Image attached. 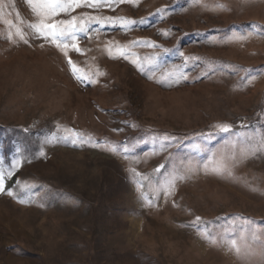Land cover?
Here are the masks:
<instances>
[{
    "label": "rangeland",
    "instance_id": "374dc122",
    "mask_svg": "<svg viewBox=\"0 0 264 264\" xmlns=\"http://www.w3.org/2000/svg\"><path fill=\"white\" fill-rule=\"evenodd\" d=\"M84 13L145 20L77 32L69 57L94 84L50 42L19 39L36 22L26 0H0V169L18 147L32 161L0 195V264H264V0H124L55 19ZM164 135L183 142L164 152ZM169 173L185 178L164 198Z\"/></svg>",
    "mask_w": 264,
    "mask_h": 264
},
{
    "label": "snow or ice",
    "instance_id": "6c2138e0",
    "mask_svg": "<svg viewBox=\"0 0 264 264\" xmlns=\"http://www.w3.org/2000/svg\"><path fill=\"white\" fill-rule=\"evenodd\" d=\"M26 2L29 8L31 9V12L35 15L36 22L27 25V27L31 29L29 33H25L20 29H17L16 35L19 37L20 40L24 41V43L26 44L29 42L27 39L28 36H31L33 39H40L53 44L67 58V64L71 69L72 75L77 81L81 83L87 82L90 84H94L96 83V80H94L91 76H88L86 73L82 74L81 71L74 64L73 60L69 57L70 51L75 52L77 54H81L82 52L78 43L80 37L77 35V32H84L85 34H87L89 32L88 25L91 23H97V24L102 23V24H107L109 26L119 25L122 28H130L136 25L137 23L143 24L145 22V20L143 19L140 21L124 20L123 18H119V17H104V16L90 15L88 13H84L79 17L73 16L71 19H61V20L55 19V17L61 13H70L75 9L81 7H86L94 10H98L105 7L109 9H114L119 4L124 3V0H26ZM157 11L158 13H164L167 12V9H158ZM17 16H19V13H17ZM165 35H167V33H165ZM138 43H144L153 48L159 47L154 42H149V41H139ZM163 51L167 52L169 50L163 49ZM178 54L183 59L185 64L191 59V57L185 56L183 51H180ZM121 57L126 60L129 59V57L123 52H121ZM130 62L139 71L141 72L145 71L144 65L138 59L133 58L131 59ZM96 75L103 76L105 74L103 72H98L96 73ZM204 75L207 76V72H205ZM148 79H153V77L149 76ZM187 80H188V76L184 73H180L179 76L174 77V83H176L177 85H179L182 81H187ZM213 128L215 129V131L222 133H230L233 131V127L230 123H218L216 125H213ZM23 131L28 132L29 129L25 127ZM65 131L71 132L70 129H65ZM199 135L207 140V139H211V137L214 135V132H207V133L201 132ZM77 138H79V134H77L76 137H74V140ZM152 139L153 141L156 140L160 141L161 150L164 152H168L169 149L172 147L180 146V144L183 142V139L177 137L176 135H164L162 138L153 137ZM58 142L59 140L55 136L51 138H47L44 141L45 144H54ZM261 146H264V133H262ZM193 147L201 148L202 146L196 144L193 145ZM16 151L18 153V156L12 163L11 168L7 171L0 169V195L14 197L15 193L11 189V184L13 183L20 184V181H17L14 178L15 170L21 166L22 160L27 163L32 162L27 157L22 156V150L19 147L16 149ZM111 151L115 153L116 149L113 148L111 149ZM127 151L128 149H125V152ZM257 151H259V149H257ZM45 155L46 153L44 151H41L39 153V157H44ZM170 155L171 153L169 152L168 158H170ZM125 159H127V157H125ZM164 170H166V163L159 164L154 171L159 173ZM214 170L227 171L226 167H220ZM130 171L132 172L133 176H142V174L138 173L135 168L130 169ZM188 171H191L190 167ZM186 174L187 173H185V175ZM9 178H12L10 182H9ZM143 178L147 179V177H143ZM184 178L185 176L183 175H176L174 173H169V178L166 180L164 186L158 190V196L162 195L164 198L173 196L175 194L174 189L176 187L177 182ZM31 187L33 186L28 184L22 185V188L25 190H30ZM141 198L144 199L145 202L151 205V201H149L147 198L143 196ZM18 202L26 203L28 201L19 199ZM195 221L200 222L201 217L196 216ZM249 223L251 222L249 221ZM262 231H264V229H262ZM236 243L237 242L235 240L231 241V244L234 248H236ZM236 251L239 253L240 249L236 248ZM259 254L261 256H264V247L260 249Z\"/></svg>",
    "mask_w": 264,
    "mask_h": 264
},
{
    "label": "trees",
    "instance_id": "16d2710c",
    "mask_svg": "<svg viewBox=\"0 0 264 264\" xmlns=\"http://www.w3.org/2000/svg\"><path fill=\"white\" fill-rule=\"evenodd\" d=\"M14 178L16 179V176H14ZM10 181H11V180H10ZM10 181H9V182H10ZM11 185H12V184H11Z\"/></svg>",
    "mask_w": 264,
    "mask_h": 264
}]
</instances>
